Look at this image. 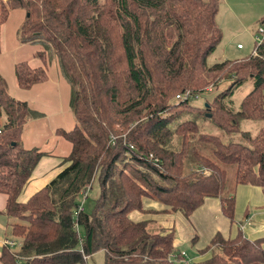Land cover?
<instances>
[{
	"label": "trees",
	"instance_id": "obj_1",
	"mask_svg": "<svg viewBox=\"0 0 264 264\" xmlns=\"http://www.w3.org/2000/svg\"><path fill=\"white\" fill-rule=\"evenodd\" d=\"M219 4L0 0V31L9 13L20 10V43L40 47L33 56L40 66H13L16 87L28 91L46 82L54 61L75 121L68 131H54L69 145L60 171L19 202L46 156L21 146L24 125L41 114L11 98L0 76V195L10 235L18 240L14 252V245L1 248L0 264H86L96 252L103 264H185L173 227L154 217L178 213L188 220L206 199H215L231 222L236 186L264 190V27L251 54L208 66L221 40ZM247 82L251 89L233 110L227 99ZM211 91L209 102L194 104ZM183 94L184 100H174ZM242 121L260 124L251 135L241 130ZM204 124L221 136L201 132ZM94 182L98 195L90 212L74 216L86 199L81 193ZM148 201L158 209H147ZM262 242L216 233L191 264H262Z\"/></svg>",
	"mask_w": 264,
	"mask_h": 264
},
{
	"label": "rangeland",
	"instance_id": "obj_2",
	"mask_svg": "<svg viewBox=\"0 0 264 264\" xmlns=\"http://www.w3.org/2000/svg\"><path fill=\"white\" fill-rule=\"evenodd\" d=\"M22 19V12L13 10L9 13L6 22L1 26L0 76L11 98L20 102H27L31 109L45 115L43 119L28 125L24 133V142L21 145L33 144L38 146V148L36 147L37 149L53 152V141L56 139L54 138L55 129L68 131L75 123L68 107V86L60 84V78H57L56 65L54 61H50L46 71L49 79L47 85L35 86L28 93L16 88L13 66L21 62H25L31 67L35 66L39 60L35 57L31 59V57L40 51V47L37 45L31 46L27 43H20L16 30ZM262 20L264 21V0H220L215 23L221 32V40L215 50L207 57L206 64L209 66L221 60H235L248 56L253 49L255 38L261 39L257 32L264 27L260 25ZM237 45L242 47L241 51L236 50ZM224 87L225 84L219 86L217 92ZM250 89V82L242 85L227 99V104L233 110H237L240 100ZM215 94L216 91L206 92L194 104L202 106L204 102H209ZM259 124V122L242 121L239 126L241 130H247L252 135L254 134L253 125ZM200 131L221 136L220 132L209 124L200 126ZM233 141L239 142L240 138L235 136ZM231 187L232 182L229 177L224 191L225 196H229ZM97 195L98 188L94 182L91 189L87 191L86 199L83 203L85 213L90 212ZM8 223H11V220H8ZM79 233H81V230H79ZM7 237L11 238L9 234ZM13 241L16 244L18 243L16 240ZM16 244L11 248V251L14 252L18 249ZM86 264H103V254L96 252L86 259ZM185 264H191V262L185 261Z\"/></svg>",
	"mask_w": 264,
	"mask_h": 264
},
{
	"label": "crops",
	"instance_id": "obj_3",
	"mask_svg": "<svg viewBox=\"0 0 264 264\" xmlns=\"http://www.w3.org/2000/svg\"><path fill=\"white\" fill-rule=\"evenodd\" d=\"M236 50L241 51L242 47L241 49ZM251 53L252 51L250 54ZM33 56L34 54L32 55L31 59H33ZM40 65L41 63L38 61L37 64L32 67L34 68ZM57 78H60V84L65 86V83L59 74ZM48 82L49 79L47 77L46 82L35 86H44L47 85ZM33 87L25 92L28 93ZM25 103L29 108H31L27 102ZM35 111L40 113L41 117L31 120L24 125L21 133L22 144L24 142V133L28 125L45 117L43 113L37 110ZM54 138L56 139L53 141V152H45L44 150L38 149L39 151L45 153L46 156L42 157L33 169L28 183L18 196L17 200L19 202H24L34 192L45 186L62 168L61 160L67 156L69 152V145L55 135ZM28 145L21 146L24 149L38 148V146H34L33 144ZM232 197L233 211L231 222L221 216L219 201L215 199H206L203 204L193 212L188 220H185L178 213L156 216L154 218L165 228H169L171 226L173 227L175 248L180 252H184L186 261L193 263L199 259L198 251L203 249L216 233L226 238L228 236L234 237V235L239 232L241 236L247 241H259L264 239V190L250 185H238L234 188ZM4 205L5 198L4 196L0 195V251L4 246V240H16L10 235L8 219L4 216ZM145 207L147 209H158L156 204L149 201L145 203ZM133 218L135 220L140 219L139 216H134ZM8 234L11 238L7 237ZM193 238L195 240L191 243ZM13 243L14 245L16 244L14 241ZM16 245L18 247V243ZM260 246L264 252V242H262Z\"/></svg>",
	"mask_w": 264,
	"mask_h": 264
},
{
	"label": "built area",
	"instance_id": "obj_4",
	"mask_svg": "<svg viewBox=\"0 0 264 264\" xmlns=\"http://www.w3.org/2000/svg\"><path fill=\"white\" fill-rule=\"evenodd\" d=\"M257 33H258L259 36H262V34H263V29H259ZM259 42H260L259 38L256 37V38H255V43H259ZM236 49H241V46L237 45V46H236ZM186 97H187V94L177 95V96L174 97V100H179V101H181V100H184ZM150 158H151V156H149V159H150ZM155 163H156V161L153 160V164H154V165H155ZM85 196H86V192L81 193V198H82V199H84ZM82 210H83V208H82V204L78 205L77 208H76V210H75V212H74V216L77 215L78 213H81ZM3 245H4V246H9V247H11V246L14 245V243H13L12 241H9V240H4V241H3Z\"/></svg>",
	"mask_w": 264,
	"mask_h": 264
},
{
	"label": "water",
	"instance_id": "obj_5",
	"mask_svg": "<svg viewBox=\"0 0 264 264\" xmlns=\"http://www.w3.org/2000/svg\"><path fill=\"white\" fill-rule=\"evenodd\" d=\"M205 106V105H204Z\"/></svg>",
	"mask_w": 264,
	"mask_h": 264
}]
</instances>
